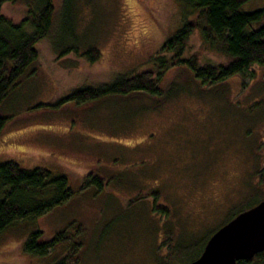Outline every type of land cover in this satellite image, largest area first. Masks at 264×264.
Masks as SVG:
<instances>
[{
  "label": "rangeland",
  "instance_id": "obj_1",
  "mask_svg": "<svg viewBox=\"0 0 264 264\" xmlns=\"http://www.w3.org/2000/svg\"><path fill=\"white\" fill-rule=\"evenodd\" d=\"M254 1L246 11L264 9V0ZM77 2L78 12L72 10L66 24L64 0H53V29L38 47L35 73L1 111L10 119L0 134V161L13 159L68 176L72 201L37 220L35 227L48 236L65 227L81 228L77 240L88 255L83 264L89 259L92 264H154L150 244L155 249L165 241L158 230L162 220L159 224L142 208L141 198L132 199L139 188L149 193L147 198L160 191L157 204L176 210L174 224L181 223L173 230L174 240L183 232L182 247L190 246L172 264H186L199 257L223 222V211L248 191L246 182L257 180L264 165V70L255 67L243 81L228 80L209 90L193 83L187 71L173 68L161 82L160 97L132 94L82 106L70 102L58 110L44 107L75 88L108 83L112 74L151 67L186 11L176 0ZM19 6L7 5L4 15L17 22ZM78 44L96 46L100 60L92 66L75 57L58 62L60 51ZM212 51L199 32L187 47L188 54L199 53L203 64L223 62ZM93 171L109 185L99 192L97 187L80 190L84 176ZM146 201L151 208L152 201ZM196 230L194 240L185 241ZM19 233L0 236V264H27L17 248Z\"/></svg>",
  "mask_w": 264,
  "mask_h": 264
},
{
  "label": "trees",
  "instance_id": "obj_2",
  "mask_svg": "<svg viewBox=\"0 0 264 264\" xmlns=\"http://www.w3.org/2000/svg\"><path fill=\"white\" fill-rule=\"evenodd\" d=\"M77 1L79 0H76V3L75 0H64L66 13L63 22L66 24L70 22V12L72 10L74 12V9L78 12ZM176 1L186 10L183 11L185 16L180 22L177 21L176 30L166 38L151 61V67L129 73L112 74L108 83L96 82L95 86L75 88L54 106H43L58 110L70 102L82 106L107 97L119 98L132 94L160 97L161 82L168 70L173 68L187 71L194 80L193 83H198L197 80L202 87H208L209 90L221 86L228 80L243 81L244 75L255 67L264 70V9L245 10L251 2H255L254 0ZM16 4L20 5L21 12L18 14L19 20L13 22L3 11L7 5ZM53 12V0H0V134L10 119L1 113L2 108L6 102L12 103L16 100L15 94L13 95L16 88L30 73H35L33 67L40 55L38 47L43 40H48L53 29ZM194 13L199 15L196 19H191ZM78 17L77 14L79 21ZM197 32L202 36L205 45L213 50L212 52L223 56V62L217 65L206 62L203 64L199 53H187L188 44ZM69 57H75L92 66L100 60L101 54L94 45L83 47L78 44L73 49L60 51L58 62ZM242 87L244 89L245 84ZM262 143L264 145V140ZM96 173L93 171L84 176L80 190L86 191L97 187L99 192L104 190L105 183L106 186L109 185L108 181L104 182ZM256 176V183L247 181L248 191L242 193L240 199L234 202L235 205L233 203L223 211V217L225 216L223 222L213 230L207 242L238 214L250 210L264 200V192L261 191L264 188V165L257 170ZM138 190L136 193L138 196L132 201L141 198L140 204H144L142 208H147L152 217L158 219L159 224V218L162 220L158 230L163 231L165 241H159L155 249H152L153 242L150 244L154 264H172V259L177 253L188 252L190 247L186 246L187 243L182 247L180 240L183 239L181 236L183 232L178 236L180 239L173 238V230L177 225L178 228L181 226L179 221L174 224L173 218H176V215L173 213L176 210L172 211L168 206L157 204L160 191L156 197L147 198L148 192L141 188ZM74 195L69 178L63 172L46 167H26L13 159L0 161V236L10 230L17 231L16 235L20 232L17 248L27 264H83L88 255L83 244L77 240L82 233L81 228L72 232L65 227L48 236L45 231L35 227L37 220L70 203ZM254 198L259 201L256 202L257 199ZM146 199L152 201L151 208L148 207ZM236 206L238 208L234 212ZM196 233L197 230L194 235L189 233L185 241L192 238L194 240ZM174 242H180V245L173 248ZM162 250L164 252L160 254ZM165 252L166 256H161ZM89 261L87 264H92L91 259ZM237 264H264V252L251 260L239 261Z\"/></svg>",
  "mask_w": 264,
  "mask_h": 264
},
{
  "label": "water",
  "instance_id": "obj_3",
  "mask_svg": "<svg viewBox=\"0 0 264 264\" xmlns=\"http://www.w3.org/2000/svg\"><path fill=\"white\" fill-rule=\"evenodd\" d=\"M264 252V200L241 212L207 242L190 264H237Z\"/></svg>",
  "mask_w": 264,
  "mask_h": 264
},
{
  "label": "flooded vegetation",
  "instance_id": "obj_4",
  "mask_svg": "<svg viewBox=\"0 0 264 264\" xmlns=\"http://www.w3.org/2000/svg\"><path fill=\"white\" fill-rule=\"evenodd\" d=\"M89 174H91V173H89Z\"/></svg>",
  "mask_w": 264,
  "mask_h": 264
}]
</instances>
